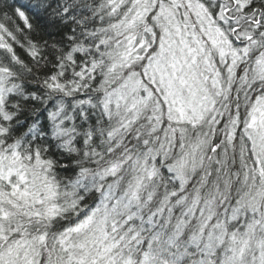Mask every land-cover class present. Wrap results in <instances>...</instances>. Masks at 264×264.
<instances>
[{
  "label": "snow or ice",
  "instance_id": "obj_1",
  "mask_svg": "<svg viewBox=\"0 0 264 264\" xmlns=\"http://www.w3.org/2000/svg\"><path fill=\"white\" fill-rule=\"evenodd\" d=\"M0 264H264V0H0Z\"/></svg>",
  "mask_w": 264,
  "mask_h": 264
}]
</instances>
